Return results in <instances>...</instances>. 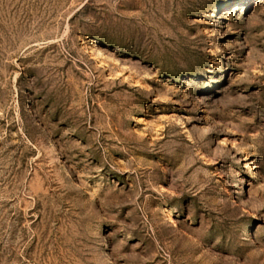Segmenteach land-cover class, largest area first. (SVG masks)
Segmentation results:
<instances>
[{
  "label": "rangeland",
  "instance_id": "obj_1",
  "mask_svg": "<svg viewBox=\"0 0 264 264\" xmlns=\"http://www.w3.org/2000/svg\"><path fill=\"white\" fill-rule=\"evenodd\" d=\"M0 264H264V0H0Z\"/></svg>",
  "mask_w": 264,
  "mask_h": 264
}]
</instances>
